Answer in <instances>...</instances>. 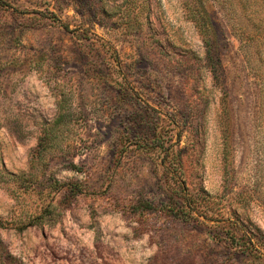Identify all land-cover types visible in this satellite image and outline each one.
<instances>
[{"label": "rangeland", "instance_id": "rangeland-1", "mask_svg": "<svg viewBox=\"0 0 264 264\" xmlns=\"http://www.w3.org/2000/svg\"><path fill=\"white\" fill-rule=\"evenodd\" d=\"M1 1L0 264H264V0Z\"/></svg>", "mask_w": 264, "mask_h": 264}, {"label": "trees", "instance_id": "trees-1", "mask_svg": "<svg viewBox=\"0 0 264 264\" xmlns=\"http://www.w3.org/2000/svg\"><path fill=\"white\" fill-rule=\"evenodd\" d=\"M0 4H3V2L0 0ZM12 177H15V176H12ZM39 219V217H37V218H35L33 221H32V223H34V222H36V220H38ZM31 224V223H30ZM3 226V223H2V221L0 220V227H2Z\"/></svg>", "mask_w": 264, "mask_h": 264}]
</instances>
